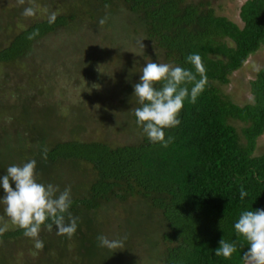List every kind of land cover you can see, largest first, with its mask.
I'll use <instances>...</instances> for the list:
<instances>
[{
    "label": "trees",
    "instance_id": "16d2710c",
    "mask_svg": "<svg viewBox=\"0 0 264 264\" xmlns=\"http://www.w3.org/2000/svg\"><path fill=\"white\" fill-rule=\"evenodd\" d=\"M3 7L0 65L19 64L29 73L26 63L61 32L104 29L105 38L120 42L118 33L135 26L151 43L154 54L148 62L171 63L195 72L187 57L199 54L207 84L195 104L185 101L181 123L165 130L166 138L173 140L163 147L148 140L134 115L140 106L134 85L142 72L126 74L131 80L126 92L132 100L124 94L121 103H128L127 113L139 137L124 145L58 138L56 127L32 119L35 114L29 122L19 123L16 117L34 102L15 94L17 106L8 109L2 102L8 81H0V115L4 110L11 113L8 126H0V176L11 165L35 159L40 182L61 190L71 187L70 211L79 218L70 239L57 235L55 228L51 232L42 228L39 238L44 247L37 250L34 240L12 224L0 204V227L7 225L0 236V264H243L249 245L237 236L234 224L242 211L264 209V151L257 152L264 134V65L249 82L251 99L242 106L230 99L223 85L250 55L264 51V0H244L240 24L217 14L211 0H24L7 10ZM27 7H33L35 15L24 16ZM42 7L46 11L40 14ZM53 13L56 19L49 23ZM103 18L106 22L101 25ZM34 30L38 35L29 39ZM107 30L117 37H109ZM40 114H47L58 127L65 123L57 105L44 104ZM238 122L242 127L235 126ZM77 125L71 128L76 134ZM45 147L47 160L42 158ZM241 185L248 193L243 200ZM114 205L122 208L123 224L122 235L113 239L127 237L124 249L115 252L99 247L97 241L98 235L109 237L111 226L103 212ZM144 211L147 217L157 215L153 237L146 234L152 230L140 226ZM133 233L143 241L133 239L130 244ZM222 238L237 244L230 259L215 255ZM132 246L142 248H135L145 258L140 263L127 255L125 249Z\"/></svg>",
    "mask_w": 264,
    "mask_h": 264
},
{
    "label": "rangeland",
    "instance_id": "374dc122",
    "mask_svg": "<svg viewBox=\"0 0 264 264\" xmlns=\"http://www.w3.org/2000/svg\"><path fill=\"white\" fill-rule=\"evenodd\" d=\"M243 1L211 0V5L217 14L240 24L239 7ZM2 5L4 10H7L8 6L12 8L19 3L17 0H2L0 6ZM43 7L39 8L40 14L46 11ZM124 16L127 18V15ZM104 32V29L92 32L88 28H82L73 29L72 32L64 31L51 37L40 52L35 53V59L32 58L29 64L31 66L26 63V68L31 70L29 73L19 64L0 65V81H8L4 84L7 90H3V104L8 109L10 106H17L15 94L19 95L18 98L23 94L35 103H28V109L21 110V115L16 117L19 123L29 122L31 116L35 114L32 119L47 121L49 125H54V128L56 127L54 134L61 139L78 137L84 140L104 141L111 145L131 144L137 141L139 137L137 128L127 113L128 103L122 104L121 99L125 94L128 101L132 100V96L126 92V85L131 81L126 78L128 70L140 73L154 52L151 43L135 26H130L126 32L118 33L120 42L105 38ZM110 32L111 30H107V33ZM111 36L117 37L112 32L109 34V37ZM140 39H144L142 41L144 48L136 43ZM257 65L260 67L264 65V51L250 55L243 67L231 74L229 83L223 85L224 92L235 104L242 106L250 102L249 82L257 72ZM0 85L2 86L1 83ZM46 103L57 105V112L65 122L61 127L53 124V119L48 118L47 114L39 115ZM10 115L7 110L3 111V116L0 115V126L2 124L8 126ZM76 124L78 129L75 128L74 131H77V134L71 129ZM242 125V122L235 124L237 128ZM262 150L264 151V134L260 137L257 152ZM121 209L118 205L107 206L106 212H103L111 226L109 232L111 239L122 235ZM143 214L147 212L144 211L141 215ZM156 217V214L149 217L141 216L140 226L144 230H152L145 232L149 237L151 235L153 237L155 233ZM133 239L143 241L142 237L134 233L128 238L130 244ZM135 248L132 246L131 249L125 250L127 255L131 253L134 258H139L137 262L140 263L145 258H140L142 256ZM136 249L141 251L142 248Z\"/></svg>",
    "mask_w": 264,
    "mask_h": 264
},
{
    "label": "clouds",
    "instance_id": "9594fccd",
    "mask_svg": "<svg viewBox=\"0 0 264 264\" xmlns=\"http://www.w3.org/2000/svg\"><path fill=\"white\" fill-rule=\"evenodd\" d=\"M19 3L23 4L24 0H19ZM23 15L33 16L35 9L27 7ZM55 19L56 14H51L49 23H54ZM105 22L106 18L99 21L101 25ZM35 35H38V30H34L28 38ZM143 40L136 42L141 48L145 47ZM187 62L194 66L195 72L171 63L147 62L142 68L139 82L134 85V96L140 105L134 110L136 122L151 143L167 147L173 137L166 138L165 130L181 123L179 117L185 101L195 104L205 89L207 77L201 56L189 54ZM259 70L260 66L257 65L256 71ZM197 76L200 78L197 79ZM47 153L45 147L42 150L44 160H47ZM36 165V160L32 159L7 168L6 173L0 176V187L4 192L0 196V204L4 205V212L12 224L23 229V234L34 240L35 249L43 250L44 242L39 238L42 228L49 232L55 228L57 235L70 239L77 231L79 218L70 211L73 203L71 187L61 190L58 185L40 182ZM247 195L241 185V200ZM234 229L237 236L249 245L243 253V264H264V209L242 211ZM6 231L7 225L0 227V236ZM126 239V236L119 239H110L103 234L97 236L98 246L113 252L123 250ZM236 251V242L222 238L215 255L230 259Z\"/></svg>",
    "mask_w": 264,
    "mask_h": 264
}]
</instances>
